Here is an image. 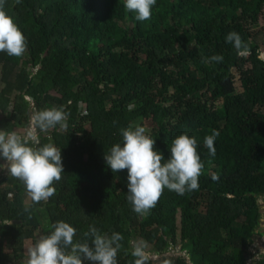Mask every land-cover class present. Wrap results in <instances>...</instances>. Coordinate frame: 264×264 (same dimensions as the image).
I'll use <instances>...</instances> for the list:
<instances>
[{
	"label": "trees",
	"instance_id": "16d2710c",
	"mask_svg": "<svg viewBox=\"0 0 264 264\" xmlns=\"http://www.w3.org/2000/svg\"><path fill=\"white\" fill-rule=\"evenodd\" d=\"M4 10L27 47L20 57L0 52V130L25 127L33 109L52 107L63 110L67 127L36 129L41 145L61 149L64 166L47 201L27 204L21 180L0 179V264H23L26 241L61 220L76 229L74 241L92 225L121 233L117 264H134L138 239L158 257L145 264H246L262 235L264 24L254 27L264 0H156L145 21L124 0H6ZM231 31L247 51L226 41ZM213 55L223 60L204 62ZM130 124L146 128L165 160L175 137H195L199 188L184 195L164 188L146 214L134 212L127 169L113 173L104 159ZM214 130L210 156L204 138ZM176 247L178 255H167Z\"/></svg>",
	"mask_w": 264,
	"mask_h": 264
},
{
	"label": "clouds",
	"instance_id": "9594fccd",
	"mask_svg": "<svg viewBox=\"0 0 264 264\" xmlns=\"http://www.w3.org/2000/svg\"><path fill=\"white\" fill-rule=\"evenodd\" d=\"M6 0H0V52L20 57L26 51V40L14 19L4 10ZM19 2V0H17ZM125 9L135 13V18L145 21L151 18L152 6L156 0H124ZM238 54L247 51V44L239 33L231 31L226 35ZM221 62L222 55H213L205 59ZM60 125L67 127L66 115L62 109L35 111L30 127L25 135L16 131L0 130V157L6 162L3 167L12 177L23 182L31 200L47 201L55 188L54 181L61 179L64 172L61 149L52 143L41 145L36 129L46 132ZM123 144L116 143L105 152L106 165L113 173L127 169L128 200L137 214H146L152 209L164 188L178 195L199 188L198 178L202 174L203 164L197 152V140L187 132L175 137L170 147L171 156L165 160L163 153L156 150L154 140L146 134V128L140 125L121 128ZM218 131L204 138V145L210 156H215V138ZM213 180L218 176L213 175ZM53 229L43 234L26 249L23 264H117V252L121 247L123 235L113 232L110 236L102 234L94 225L84 233V240L74 241L76 229L63 220L52 224ZM91 240V244L88 242ZM145 244L136 242L132 256L134 264H145L147 259Z\"/></svg>",
	"mask_w": 264,
	"mask_h": 264
},
{
	"label": "rangeland",
	"instance_id": "374dc122",
	"mask_svg": "<svg viewBox=\"0 0 264 264\" xmlns=\"http://www.w3.org/2000/svg\"><path fill=\"white\" fill-rule=\"evenodd\" d=\"M263 24H264V12L259 17V23L254 27V29H258V28L263 27ZM261 56L264 58V48L261 49ZM234 75L236 76V80H235L236 91L238 93H240V92H242V86H241V82L239 80V75H238V73H236V71L234 72ZM28 100H32V99L31 98H28ZM32 106H33V104H32ZM34 112H35V110L33 109V114H34ZM32 115H31V117H32ZM0 116H2L1 113H0ZM29 127L30 126H28V127H22V128H19L18 127L14 131L18 132L20 135L23 136V135H25L27 133ZM60 128L63 129L62 127H60ZM202 151H205V148L204 147H203ZM5 163L6 162L4 161V159L2 157H0V179H1L2 176L6 175V174H9L8 170L3 167V165ZM26 203L27 204L30 203V196L27 198ZM258 203L260 205L261 217H260L259 225H258V228H257L256 231H258L262 235L261 236H258L256 234L254 236L253 242H252L251 246L248 248V250L246 252L247 253L246 264H253L258 259V257L260 255H264V198H259ZM41 235H42V233H41V231H39L37 233L36 240ZM35 241H33V240L26 241L25 248H24V251H23L24 255L26 254L27 247H29ZM137 242H141V243H143V244L146 245V247L144 248V251L146 253V256H149L153 260L158 259V257L156 255H154V251H153L154 250V247H153V245L148 244V243H145L144 241H142L140 239H138ZM178 248L179 247L171 248L169 250V252L167 253V255H171V254L178 255L179 254ZM6 250L9 251L8 246H6Z\"/></svg>",
	"mask_w": 264,
	"mask_h": 264
},
{
	"label": "water",
	"instance_id": "95a60500",
	"mask_svg": "<svg viewBox=\"0 0 264 264\" xmlns=\"http://www.w3.org/2000/svg\"><path fill=\"white\" fill-rule=\"evenodd\" d=\"M0 223H1V219H0ZM11 224H17V223H20L18 221H14V222H10ZM24 259V258H23ZM23 261V260H22ZM15 264H19V262H16ZM254 264V263H253Z\"/></svg>",
	"mask_w": 264,
	"mask_h": 264
},
{
	"label": "crops",
	"instance_id": "0c3cea01",
	"mask_svg": "<svg viewBox=\"0 0 264 264\" xmlns=\"http://www.w3.org/2000/svg\"><path fill=\"white\" fill-rule=\"evenodd\" d=\"M28 126H30V124L26 125L25 127H28ZM19 128H22V127H19Z\"/></svg>",
	"mask_w": 264,
	"mask_h": 264
},
{
	"label": "built area",
	"instance_id": "2783aa9c",
	"mask_svg": "<svg viewBox=\"0 0 264 264\" xmlns=\"http://www.w3.org/2000/svg\"><path fill=\"white\" fill-rule=\"evenodd\" d=\"M37 131V130H36Z\"/></svg>",
	"mask_w": 264,
	"mask_h": 264
},
{
	"label": "flooded vegetation",
	"instance_id": "af4514ba",
	"mask_svg": "<svg viewBox=\"0 0 264 264\" xmlns=\"http://www.w3.org/2000/svg\"><path fill=\"white\" fill-rule=\"evenodd\" d=\"M23 260V259H22Z\"/></svg>",
	"mask_w": 264,
	"mask_h": 264
}]
</instances>
